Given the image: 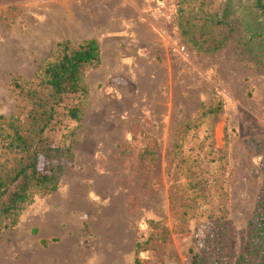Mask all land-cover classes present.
I'll return each mask as SVG.
<instances>
[{"label": "rangeland", "instance_id": "rangeland-1", "mask_svg": "<svg viewBox=\"0 0 264 264\" xmlns=\"http://www.w3.org/2000/svg\"><path fill=\"white\" fill-rule=\"evenodd\" d=\"M34 1L0 0L3 116L17 111L11 78L31 79L58 39L49 23H39L37 15L48 9L42 5L35 15ZM103 1L110 0H93V7ZM131 1L136 19L149 22L159 37L158 50L136 56L134 69L132 54H121L117 62L106 53L108 67L88 75L91 94L73 144V166L64 173L68 190L70 183L76 189L68 214L61 216L56 202L36 199L0 241V264H134V246L149 237L151 223L164 225L170 237L164 247L141 256L142 264H191V240L199 231L194 222L189 233L179 231L170 206L178 182L168 175L167 162L182 127L214 100L224 108L214 128L215 148L227 146L228 152L230 250L223 264H236L248 250V224L264 182V76L244 67L234 43L215 53L185 43L174 25L173 0ZM201 138L202 131L194 141ZM44 231L51 232L46 247L40 242ZM64 250L67 256H61Z\"/></svg>", "mask_w": 264, "mask_h": 264}, {"label": "trees", "instance_id": "trees-1", "mask_svg": "<svg viewBox=\"0 0 264 264\" xmlns=\"http://www.w3.org/2000/svg\"><path fill=\"white\" fill-rule=\"evenodd\" d=\"M173 1L174 25L185 43L209 53L234 43L244 67L264 76V0ZM100 65L96 39L79 44L65 39L53 45L31 79L11 78L8 86L17 111L0 115V241L16 230L36 199L58 189L63 170L73 166L72 146L90 97L86 75ZM223 114L220 100L200 110L175 137L167 162L168 175L178 182L170 206L179 231L189 233L191 222L199 231L191 240V264H223L230 250L224 186L228 152L227 146L217 150L214 142V128ZM201 131L202 138L195 142ZM150 227L149 237L134 246V264H142L141 256L169 240L164 225ZM248 227V250L236 264H264V182ZM42 244L46 247L48 241Z\"/></svg>", "mask_w": 264, "mask_h": 264}, {"label": "crops", "instance_id": "crops-1", "mask_svg": "<svg viewBox=\"0 0 264 264\" xmlns=\"http://www.w3.org/2000/svg\"><path fill=\"white\" fill-rule=\"evenodd\" d=\"M81 1L36 0L33 3V8H35L33 12L37 15L42 5L48 9V14L41 11L37 16L40 24L45 25V23H49L52 36L58 38L53 45L65 39L70 40L74 44H79L89 39H96L98 41L101 50V65L98 69L90 71L86 75V82L90 73L108 67L106 53L111 52L110 54L113 55L114 60L117 62L121 60V54H132V59H129V62H134L138 55L146 57L157 52L160 45L159 37L149 22L144 21V23L136 19L137 6L131 0H118V6L113 0L103 1L104 4L99 8L93 7V0L88 3H81ZM74 2L78 4L76 9L72 8L75 6ZM84 10H90V15L88 13L83 15L82 11ZM92 11H95L94 15H92ZM76 16L77 18H75ZM54 22L57 24L56 30L55 28L53 29ZM116 56L119 57L116 58ZM135 66L136 63L134 62L133 69ZM88 87L91 94L89 84ZM67 170L68 167L62 172L58 189L44 199L47 202H56L57 208L63 214L61 216L68 214V202H73L76 191L75 183H70V189L68 190V175H64ZM77 202L81 201L78 200ZM53 221L50 218V222ZM50 233L44 231L40 242L50 240V236H47ZM61 239L63 241L68 240L65 235ZM51 254L53 255V250H50L49 256ZM67 255L68 253L64 250L61 256Z\"/></svg>", "mask_w": 264, "mask_h": 264}]
</instances>
